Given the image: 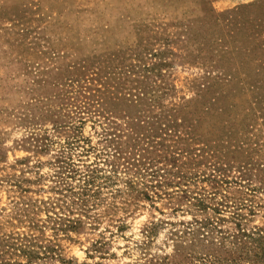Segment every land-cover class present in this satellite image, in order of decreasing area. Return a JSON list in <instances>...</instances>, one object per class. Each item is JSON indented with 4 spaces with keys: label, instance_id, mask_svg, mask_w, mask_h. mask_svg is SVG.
<instances>
[{
    "label": "rangeland",
    "instance_id": "rangeland-1",
    "mask_svg": "<svg viewBox=\"0 0 264 264\" xmlns=\"http://www.w3.org/2000/svg\"><path fill=\"white\" fill-rule=\"evenodd\" d=\"M0 264H264V0H0Z\"/></svg>",
    "mask_w": 264,
    "mask_h": 264
}]
</instances>
